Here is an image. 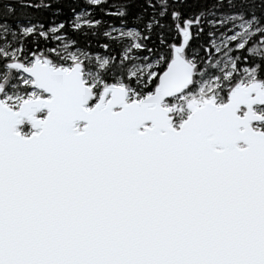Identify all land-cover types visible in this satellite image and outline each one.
I'll return each instance as SVG.
<instances>
[{
  "label": "snow or ice",
  "instance_id": "6c2138e0",
  "mask_svg": "<svg viewBox=\"0 0 264 264\" xmlns=\"http://www.w3.org/2000/svg\"><path fill=\"white\" fill-rule=\"evenodd\" d=\"M0 264H264V0H0Z\"/></svg>",
  "mask_w": 264,
  "mask_h": 264
},
{
  "label": "trees",
  "instance_id": "16d2710c",
  "mask_svg": "<svg viewBox=\"0 0 264 264\" xmlns=\"http://www.w3.org/2000/svg\"><path fill=\"white\" fill-rule=\"evenodd\" d=\"M12 2H16V0H12ZM190 2H192V0H190Z\"/></svg>",
  "mask_w": 264,
  "mask_h": 264
}]
</instances>
